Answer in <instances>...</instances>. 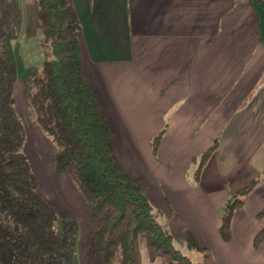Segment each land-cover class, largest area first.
Listing matches in <instances>:
<instances>
[{
    "label": "crops",
    "instance_id": "obj_1",
    "mask_svg": "<svg viewBox=\"0 0 264 264\" xmlns=\"http://www.w3.org/2000/svg\"><path fill=\"white\" fill-rule=\"evenodd\" d=\"M71 1L114 154L175 246L190 231L216 264H264V240L253 245L264 225V0ZM163 127L154 157L150 140ZM215 141L194 181L192 159ZM253 179L223 241L225 203ZM139 244L141 264H166L149 260L144 237Z\"/></svg>",
    "mask_w": 264,
    "mask_h": 264
},
{
    "label": "trees",
    "instance_id": "obj_2",
    "mask_svg": "<svg viewBox=\"0 0 264 264\" xmlns=\"http://www.w3.org/2000/svg\"><path fill=\"white\" fill-rule=\"evenodd\" d=\"M43 34L46 57L41 69L24 76L23 97L30 117L55 147L54 169L65 174L89 206V218L101 220L92 234L101 264H141L140 237L148 257L166 264H216L211 251L200 246L190 231L185 247L198 253L193 261L177 248L167 225L140 187L121 169L112 147V128L83 75L78 33L79 19L71 0H33ZM20 30L15 0H0V264H74L78 222L62 218L55 205L39 194V180L27 154L25 127L14 105L17 70L9 55V40ZM163 127L150 140L157 155ZM216 141L198 158L201 170ZM253 179L229 197L219 227L230 239V221L254 187ZM264 216V208L256 214ZM264 240V225L253 245Z\"/></svg>",
    "mask_w": 264,
    "mask_h": 264
},
{
    "label": "rangeland",
    "instance_id": "obj_3",
    "mask_svg": "<svg viewBox=\"0 0 264 264\" xmlns=\"http://www.w3.org/2000/svg\"><path fill=\"white\" fill-rule=\"evenodd\" d=\"M20 10V30L17 36L9 40V55L15 63L17 80L14 87V105L25 127L26 141L24 152L27 154L33 172L39 180L40 196L55 205L62 218L70 214L78 222L79 234L74 251V264H101L93 246L92 234L99 227L101 220H91L84 207L89 208L78 195L70 179L54 169L55 147L50 138L32 121L27 104L23 97V78L28 73H36L41 69L46 57L43 47V34L38 28L36 19L37 6L33 0H15ZM264 18V8L262 10ZM79 201V202H78ZM75 207L70 209L69 204ZM84 206V207H83ZM69 209L71 211H69ZM73 219V218H70ZM180 250L188 255V249ZM188 255L193 261H199L196 251L191 250Z\"/></svg>",
    "mask_w": 264,
    "mask_h": 264
}]
</instances>
